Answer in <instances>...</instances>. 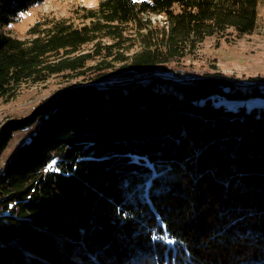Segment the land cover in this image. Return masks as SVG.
Listing matches in <instances>:
<instances>
[{"label": "trees", "instance_id": "16d2710c", "mask_svg": "<svg viewBox=\"0 0 264 264\" xmlns=\"http://www.w3.org/2000/svg\"><path fill=\"white\" fill-rule=\"evenodd\" d=\"M40 1L0 0V98L96 55L151 73L207 36L252 31L259 0H100L78 26L34 25L28 39L4 31ZM127 25L140 49L125 57L112 50ZM167 71L70 86L5 127L0 155L14 130L38 123L0 170V264H264V86ZM250 98L263 102H225Z\"/></svg>", "mask_w": 264, "mask_h": 264}, {"label": "rangeland", "instance_id": "374dc122", "mask_svg": "<svg viewBox=\"0 0 264 264\" xmlns=\"http://www.w3.org/2000/svg\"><path fill=\"white\" fill-rule=\"evenodd\" d=\"M100 0H42L27 10L20 12L3 29L5 32L19 38L28 39L35 35L29 30L34 26L43 28L46 22H54L66 19L74 26L87 22L84 18V9L97 6ZM151 19L153 25L163 23V16L160 14L144 15ZM144 19V18H143ZM123 35L118 40V47H113L112 51L119 49L125 57L130 56L134 51L139 50L140 37L130 25L126 26ZM98 44L99 49L110 42L108 38H102ZM95 49L93 43L82 45L80 51H90ZM104 51V49H102ZM61 54V53H60ZM116 57V56H115ZM99 55L86 63L85 68L77 71H64L54 73L39 80H26L16 87L13 94L0 98V135L5 127L13 124L19 118L29 115L44 99L51 95L77 84L92 83L106 84L130 82L131 80H144L149 77L169 78L167 68L177 67L178 75L175 79L183 78V72L187 77H225L232 79L235 83L247 87L249 82H259L264 86V0L258 1V18L255 28L248 33H237L229 28L221 35H210L199 42L178 62L158 64L153 71L146 74L140 72L122 73L121 61L113 57L107 58L106 62L98 65ZM127 60H125L126 62ZM105 65H107L105 67ZM109 66V67H108ZM105 67V68H103ZM106 74L103 79L95 80L98 75ZM217 74V75H215ZM181 76V77H180ZM259 101L250 98L243 101H225L230 106L244 104L247 107ZM34 125L20 130H14L12 137L0 155V170L10 157L16 145L26 141L35 130ZM56 159H52L47 164L46 169L56 168ZM51 264H58L55 260ZM62 264H69L62 262Z\"/></svg>", "mask_w": 264, "mask_h": 264}, {"label": "water", "instance_id": "95a60500", "mask_svg": "<svg viewBox=\"0 0 264 264\" xmlns=\"http://www.w3.org/2000/svg\"><path fill=\"white\" fill-rule=\"evenodd\" d=\"M127 83H129V82H123V83H114V84H106V85H103V86H101L100 84H95L97 87H106V86H110V85H112V86H116V85H122V84H127ZM178 83H180V84H184L185 82H181V81H178ZM236 84H238V83H236Z\"/></svg>", "mask_w": 264, "mask_h": 264}]
</instances>
